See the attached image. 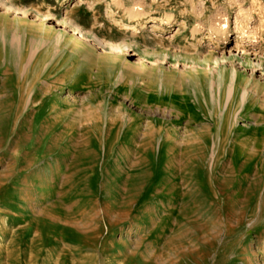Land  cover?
<instances>
[{
	"label": "rangeland",
	"instance_id": "obj_1",
	"mask_svg": "<svg viewBox=\"0 0 264 264\" xmlns=\"http://www.w3.org/2000/svg\"><path fill=\"white\" fill-rule=\"evenodd\" d=\"M0 264H264V0H0Z\"/></svg>",
	"mask_w": 264,
	"mask_h": 264
},
{
	"label": "bare ground",
	"instance_id": "obj_2",
	"mask_svg": "<svg viewBox=\"0 0 264 264\" xmlns=\"http://www.w3.org/2000/svg\"><path fill=\"white\" fill-rule=\"evenodd\" d=\"M157 21V19H156V17H150V18H148V19H146L145 21H143L142 23H139V25L138 24H131V27H132V30H134V31H137V32H139L140 30H143V29H145V28H147V27H149V23H152V22H156ZM139 26V27H138ZM78 34H79V36L81 37V34L78 32ZM109 47H110V49L113 51V52H121V49H122V47H121V45H119V44H114V45H109ZM29 52V51H28ZM27 53V52H26ZM24 57L23 58H26L27 56H28V53L27 54H25V55H23ZM31 58V57H30ZM21 59V58H20ZM24 60V59H23ZM26 61V60H25ZM85 61H86V59H85ZM18 62V61H17ZM21 62V61H20ZM28 62V61H27ZM87 63H85V64H89L90 62H88V61H86ZM12 64V63H11ZM18 64V63H17ZM20 64V63H19ZM17 66V65H16ZM19 67V66H18ZM12 68V67H11ZM25 68V67H24ZM22 69V68H21ZM18 70V69H17ZM30 70V69H29Z\"/></svg>",
	"mask_w": 264,
	"mask_h": 264
}]
</instances>
